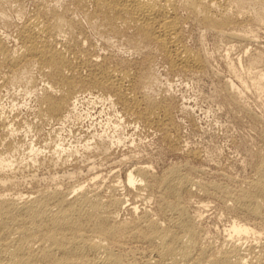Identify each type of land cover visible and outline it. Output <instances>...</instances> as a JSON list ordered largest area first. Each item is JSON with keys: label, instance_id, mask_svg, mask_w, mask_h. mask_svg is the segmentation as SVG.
<instances>
[{"label": "bare ground", "instance_id": "bare-ground-1", "mask_svg": "<svg viewBox=\"0 0 264 264\" xmlns=\"http://www.w3.org/2000/svg\"><path fill=\"white\" fill-rule=\"evenodd\" d=\"M7 1L0 0V21L17 32V40L13 44L8 43L7 33L0 31L1 127L8 124L11 116V110L3 100L4 87L21 82L37 90L38 75L35 69L44 82L41 90L36 91L34 110L31 108L35 119L25 118L24 132H34L28 155L31 161L19 160L16 166L18 171L38 161L42 149L36 140L45 124L51 125L50 130L46 128L49 130L45 132L46 138L56 142V149L52 148L56 155L52 154V160L58 165L69 161V157L79 148L71 142L68 145L65 136H76L78 125L97 115L98 102L110 103L116 112L115 117L119 120L114 126L110 125V117L107 121L104 119L115 135L107 140L110 134L106 128L99 135L93 133V140L84 143L85 149L92 145L105 152L112 143H121L126 138L122 139L119 134L122 122L126 121L122 111L126 115H133L146 126L161 130L170 147L179 149V137L170 132L174 125V100L168 97L157 99L156 96H148V93L146 96L139 94L143 84L151 86L157 79L156 72H153L152 53H160L172 71L195 74L207 66L208 60L205 62L202 55L187 44L185 24L188 21H197L206 29L240 41L253 39L249 34L253 32V27L245 24L246 19L241 17L246 13L245 6L253 4L255 12L251 19L264 22V0H73V10L69 6L61 9L53 4H38L33 14L18 22L10 19L5 7L10 0ZM76 12L80 17L74 14ZM84 20L103 38L108 40L115 36L124 39L139 51H147V57L135 65L129 60L115 63L109 54L101 56L94 40L85 35ZM60 42H64L63 47L58 46ZM239 61H233L230 65L243 83V88L250 86V77L252 85L264 92V66L260 65V69L254 70L258 64L264 63V50H255L248 57L244 69L247 76L243 68L240 69L242 60ZM132 66L137 73H132ZM83 69H87L85 74ZM224 87L230 96L228 98H231L230 103L239 102L241 88L237 89L231 79H227ZM96 89L102 92L96 93ZM117 104L122 111L116 108ZM8 122L11 128L7 135L4 134L6 136H0V142L6 151L13 154L26 142L17 138L19 127L14 118ZM42 148L45 151L46 147ZM5 154L3 152L0 156V185L4 186L0 189V264H264V243L260 252L252 254L251 247L254 246L244 248L240 241L249 234L261 233L258 221L252 223L234 219L226 241L220 247L213 248L202 242L204 227L201 228L198 219L201 213H190L185 195L196 186L197 190L209 196L218 194L225 201L232 200L234 211L249 214L259 223L264 221V147L259 153L254 174L235 187L197 180L184 170L185 165L182 164H174L160 175L152 172L150 164L135 165L127 173L128 184L144 187L156 194L158 211L162 216L145 210L130 219L118 218L119 210L127 204V199L117 193L119 184L116 183L110 186L112 193L108 196H103L98 189L93 192L92 189L87 190L90 186L85 188L84 183H80V189L76 188V184H73V188L68 186L71 189L58 185L36 190L37 194L34 195L25 194L26 197L20 191L17 196L14 195L10 192L13 190H7L18 182L16 170L11 169L14 161L20 157L15 160L8 155L10 153ZM194 155L200 154L195 152ZM188 169L192 170V166ZM74 192L77 193L72 196ZM138 207L135 205L133 208L139 210ZM129 241L140 243V248L141 245L145 247V250L140 249L143 250L139 253H143L141 256H133V253L132 257L127 256L132 251L125 248ZM245 249L249 252L246 253ZM249 253L252 255L249 256Z\"/></svg>", "mask_w": 264, "mask_h": 264}, {"label": "rangeland", "instance_id": "rangeland-1", "mask_svg": "<svg viewBox=\"0 0 264 264\" xmlns=\"http://www.w3.org/2000/svg\"><path fill=\"white\" fill-rule=\"evenodd\" d=\"M19 1L10 0V3L8 2L9 4L5 3L6 10L11 17L9 18L15 22L22 21L26 16L33 14L38 4H53L57 5V7L59 6L61 9L69 6L72 8L71 10H73V0H37L38 2H36V0ZM16 3L17 5H15ZM20 4L22 7H17L20 6ZM249 5L244 7L246 15L242 14L243 16L241 15V17L244 20H247L244 21L245 24L249 26L251 25L254 29L253 32L251 31L249 33L251 37L253 36V39L255 38L251 41L241 40L242 43H239L241 42L240 39H229V37L221 35L209 28L206 29L207 27L205 25L200 24L197 21H188L187 24H185V34L187 38L185 40L188 42L187 44H189L194 50L198 51L205 62L208 60V62H206L207 66L200 72L192 74L172 71L168 62L160 53L154 52L152 53L153 56L150 54L153 61V72H156L155 75L157 79L151 83V86L150 84H143L142 87L139 88V94L141 96H146L148 93V96H156L157 99L168 97L174 100V125L171 127L173 129H171L170 132L172 134H177V138L179 137V149H172L170 147L168 141L163 138L161 130L146 126L142 122H138L133 115H126L118 104L116 108L122 111L121 114H123L124 120H126L122 122L119 129V134L122 136V139L126 137L124 139L125 142L122 140L121 143H112L111 148L105 152L101 149L94 148L92 145L89 148L90 150L85 149L83 145L88 140H93V133L99 135L103 133L106 128L107 132L110 134V137H107V140H111L110 138L115 135L114 133L112 134L114 130L107 127L108 124L106 121L110 117V125L114 126L117 124L119 118L115 117L116 112L110 103L98 102L96 104L97 115L95 114L92 119L84 120L83 124L81 122L80 125H78L79 128L76 130V136H65L67 138L65 142H67L68 145L72 143L73 145H78L79 148L74 155L70 156L71 158L69 157V161L59 163L58 165V163H55L52 160V154H55L54 149L56 148L54 145H56V142L51 138H46L45 132L50 130L49 128H51V125L45 124L44 129L41 132L42 135L40 134L39 137L34 136L35 138L37 137V145L41 146L42 149L38 156L39 162L33 161L31 166H27L25 169L18 171L16 170V166L19 160L24 161L23 159H25L24 162L31 161L28 155L34 132H30V134L26 133V131L24 132L25 118L35 119L33 108H35L36 91L41 90L44 82L42 83V76H40L35 69V73L38 75L37 90L26 87L24 86L25 84L21 82H15L4 87L2 91V94L4 95L3 100L7 104V108L11 110V116L8 118V121L9 119L13 120L14 118V121L18 123L16 126L19 127V131L17 130V138L22 139L23 141L25 140L24 142H26V147L23 145L24 148L21 147V149L18 150L19 152L15 151L13 154L12 152L6 151L4 144L0 142V156L3 152L4 154L6 152L5 155L8 153H10L8 154L9 156L12 155L10 156L11 159L16 160V158L18 159L20 157L18 161H14L15 164L11 171L16 170L15 173L17 174V177H22L21 179L23 180L16 178L18 182L16 181L17 183L14 186H10L7 191L13 190L10 192H13L16 196L18 193L22 192L23 196L26 197L27 194H37L36 190H43L46 187H55L58 185H61L60 187H62V185H64V189H71L68 186L71 185L73 188L75 186H73V184H76V188L80 189V183H84L83 185L85 188L90 186L87 190L92 189L93 192V190L98 189L103 196H108L112 193L110 186L112 183H116L119 184L117 193L122 194L127 199V204L119 210L118 214L120 216H118V218L130 219L133 218V216H137L139 213L141 214L145 212V210L146 212L151 211L150 213L157 215L158 217L159 215L162 216L160 211H158L159 203L156 194H152L151 190H147L144 187L139 188L128 184L127 173L138 164H150L152 166V172L156 174L158 173L159 175L174 164H182L185 165L184 170L189 171L191 176L197 180L209 183H220L224 186L230 185L234 187L243 183L242 181L254 174L259 161V153L264 147V92L259 91L252 85L251 80H249L250 77H248V84L250 86L243 88V83L240 81L239 77L237 78L236 71H234L232 65H230L231 62H240L239 60L241 59L242 64L240 69L243 68L244 70L245 65L248 62V57L255 52V50H264V22L260 23L251 19L250 16L254 15L255 8L252 6L253 4ZM12 8L15 9V11ZM17 9L18 11L16 12ZM20 10H22V14L19 13ZM74 14L80 17L77 12ZM83 24L86 33L84 34H88L87 36L90 40H94V45L96 44L95 48L101 56L104 55V53L109 54L115 63L120 64L123 60H129L135 65L147 57V51H139L126 43L124 39H118L119 37L114 36L107 40L96 30H93L86 20H84ZM0 31H3L4 34L7 33L5 35H8V39L6 37L8 43L13 44L17 40V32L12 28L8 29V27L2 25L1 21ZM15 37L16 39H14ZM232 41L235 43L234 45ZM58 46L63 47L64 42H60V45L58 43ZM99 59H101V57H99ZM260 65L264 66V63L258 64L254 70L256 71L260 69ZM6 70H8L7 67ZM84 71H87V69H83V73ZM131 71L133 74L137 73L134 66H132ZM244 75L247 76L245 70ZM227 79L233 80L237 89L241 88L239 89L241 93L238 95L239 100L237 99L239 102L235 103L232 100L235 104L233 102L230 103L231 98H228L229 95L227 94V91H225L226 89L224 86ZM94 91L96 93L102 92L99 89ZM7 92L9 93L7 94ZM245 104L248 105V107H246ZM242 105L245 107H243L244 109L242 108ZM110 107L111 109H109ZM246 108H248L247 111ZM94 119H97L96 122ZM8 121V124L5 127L0 126V136L2 135V137L6 136V133H8L11 128L10 122ZM100 123L104 126L102 124L100 125ZM46 128L49 130H46ZM47 141L48 143L51 142L48 144ZM42 147H46L45 151ZM91 147L93 149H91ZM21 150L23 151L22 154L20 153ZM193 151H195L197 155L198 153L200 155L195 157V152ZM54 163L56 165H54ZM191 166L194 171L188 169L191 168ZM199 168L202 169L199 170ZM229 176L232 177V181ZM98 185H100L99 188H101V190L98 188ZM107 186L110 187V189ZM3 187L4 186L0 185V189ZM138 188L139 190H137ZM75 193L77 192L71 193V195L74 196ZM185 195L188 202V210L191 211L190 213H194V215L201 213L198 219L199 224L201 223V228L204 227L202 229L204 236H202V242L204 244H210L209 246L213 248L220 247L228 238V229L234 219L249 221L252 223L258 221L257 225L261 233L249 234L242 237L240 241L243 242L244 248L254 246L251 247V251H253V253L251 252L252 254H254V252H260L259 250L262 249L261 246L264 243V221L261 220L263 223H259L258 219H254L249 214L234 211L232 209V200L225 201L224 198L218 194L209 196L204 192H201L199 189L197 190L196 186L192 192H186ZM205 203L206 205L202 206ZM134 204L139 206V210L133 208L135 206ZM129 207H131V210ZM131 242L129 241L125 247L126 251L132 249L129 253L126 252L127 256L132 257V253L133 256H141L143 253H139L145 250V247L141 245L140 248V243L135 241ZM129 244L133 245L135 250L131 245L129 247ZM245 252L248 253L249 251L245 249ZM251 253H249V256L252 255Z\"/></svg>", "mask_w": 264, "mask_h": 264}]
</instances>
